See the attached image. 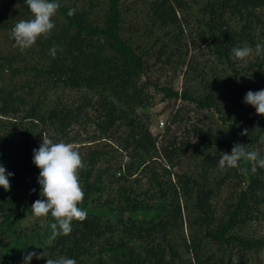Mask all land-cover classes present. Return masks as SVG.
<instances>
[{
	"label": "trees",
	"instance_id": "16d2710c",
	"mask_svg": "<svg viewBox=\"0 0 264 264\" xmlns=\"http://www.w3.org/2000/svg\"><path fill=\"white\" fill-rule=\"evenodd\" d=\"M143 1L145 17L154 19L146 23L149 34L154 24L164 33L177 31L197 57L208 56L202 63L191 54L187 62L188 80L197 79L199 88L175 90L149 76L153 47L141 50L124 35L121 0H59L53 29L23 50L11 29L32 13L25 0H0V47L6 46L0 49V162L14 173L10 187H0V264H22L32 250L44 257L30 264L61 256L76 264H240L246 253L264 249V234L247 227L264 219V167L252 172L254 162L247 160L234 167L218 163L235 143L249 151L255 145L264 156V114L243 102L263 80L264 55L254 53L257 43L264 44V0ZM157 39L159 60L164 44L156 36L153 46ZM237 46L253 54L233 60ZM151 86L163 98L192 103L207 121L189 120L176 108L170 122L188 123L178 135L170 137L167 127L157 139L149 126ZM90 124L98 132L95 139H105L78 152L84 194L78 207L86 218L73 219L68 234H54L50 213L43 225L22 230L19 221L41 198L32 150L43 135L67 141L74 126ZM116 137L120 142L111 147L107 140ZM184 155H192L195 165L176 170ZM224 189L229 196L218 210ZM187 202L193 212L189 222L203 232L180 240L170 232Z\"/></svg>",
	"mask_w": 264,
	"mask_h": 264
},
{
	"label": "rangeland",
	"instance_id": "374dc122",
	"mask_svg": "<svg viewBox=\"0 0 264 264\" xmlns=\"http://www.w3.org/2000/svg\"><path fill=\"white\" fill-rule=\"evenodd\" d=\"M146 5V2L143 0H121L122 13L125 20L123 24L124 35L130 37L131 40L134 41V44L139 46V49L141 50H145V48L148 47H153L148 53L149 62L152 64L149 70V76L151 78L158 77L161 84L170 85L175 90H181L185 85L190 86L192 90L199 88L196 81L197 79L193 81L188 80L190 77V71H187V62L189 58H191V54H195L197 57L198 53H195L192 47L187 45L186 35H175L177 31L173 32L170 30L169 33H164V28H159L154 24L153 32L149 34L147 28L148 26H151V23L154 19L145 17L147 10ZM146 23H148V26ZM167 28H171V26H168ZM156 36H161V42L164 44L162 47V56H160L159 60H156V53L159 51L161 46L160 40L157 39L154 46L152 44ZM0 49H6V46L2 45ZM207 57L208 56L206 54L199 53L197 58L199 62L203 63ZM242 82L248 87L251 86L249 79H245V81L243 80ZM251 82L253 84L257 83L253 79ZM257 87H259V89L264 88V75L263 80L258 83ZM150 93L152 94V106H150L148 109L149 126L151 132L157 137V139L160 138L162 140L163 133L167 127L170 128L171 131L169 135L172 137L175 134L178 135L184 124L188 123L186 120H184L182 123L170 122V118L176 111V108H181V114L186 115L189 120L198 121L199 123L202 122V120L207 121L205 112L195 109L192 103L184 102L180 99L174 100L163 98L161 92L156 91L152 86L150 87ZM96 134H98V132L94 130V125L90 124L88 126L81 127L74 126L70 134V140L63 141V138H60L58 141L70 143L73 145L75 150L84 153L85 151L91 150L98 144L104 142L102 140H104L105 137L103 136L100 139H95L97 137ZM119 134L120 133L116 134V136ZM55 136H57L56 132ZM166 137L167 136H165V138ZM98 141L100 142L97 143ZM107 141L110 142L111 147H116V145H118L120 142V139L119 137H116ZM260 144L264 147V137ZM111 147L108 149H112ZM252 150H257V146L254 145ZM106 158L109 159V156L107 155ZM193 159L194 157L192 155H184L178 158L175 169L179 171L190 170L195 165ZM231 182L234 181H229L228 184ZM236 190H238V188ZM225 196H229V191L227 189H224L221 192V200L218 202V210L223 208V198ZM191 208L192 204L187 202V209L183 211L181 222L178 223L177 227L175 226L170 232L173 236H176L180 240L181 237L189 238V232H203L202 228H199V226L189 222L191 218L188 220L187 214H191L190 217L193 215ZM44 220V216L36 217L33 214H29L19 221L18 227L26 231L32 224L37 222H39V225H43ZM247 227L249 229L248 231L252 234H264V219L249 223ZM246 254L247 255L241 260L240 264H257L259 262L260 264H264V249L259 250L258 253L248 252ZM216 256L219 258L220 255L216 254ZM235 257L238 259L239 255ZM257 258H259L260 261H258Z\"/></svg>",
	"mask_w": 264,
	"mask_h": 264
},
{
	"label": "clouds",
	"instance_id": "9594fccd",
	"mask_svg": "<svg viewBox=\"0 0 264 264\" xmlns=\"http://www.w3.org/2000/svg\"><path fill=\"white\" fill-rule=\"evenodd\" d=\"M32 17L18 21L11 29V37L16 46L21 50L30 47L42 34H47L53 29L51 17L60 7L59 0H25ZM73 14V10H69ZM55 55V48L52 50ZM253 54V49L247 46L233 47L231 58L242 60ZM255 55H264V44L255 45ZM243 102L254 107L257 114H264V88L259 90L249 89ZM32 162L39 169L37 183L40 185V199L31 204L32 214L36 217L46 216L49 213L56 218L51 225L54 234H68L71 232L73 219L83 220L86 211L78 207V202L83 198V191L79 185L77 169L82 167V160L73 145L65 142H53L43 136L38 148L32 150ZM241 160L254 162L251 168L255 172L256 165L264 167V156L256 151H249L245 144L235 143L230 152H223L219 158V166L234 167ZM13 172L6 170L0 162V187L7 190L10 187L9 178ZM44 257L43 252L28 251L23 255L22 264H30L33 258L39 260ZM45 264H76L75 260L66 256L56 259L47 258Z\"/></svg>",
	"mask_w": 264,
	"mask_h": 264
}]
</instances>
